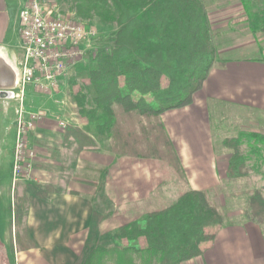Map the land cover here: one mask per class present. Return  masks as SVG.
Masks as SVG:
<instances>
[{"label": "crops", "instance_id": "crops-1", "mask_svg": "<svg viewBox=\"0 0 264 264\" xmlns=\"http://www.w3.org/2000/svg\"><path fill=\"white\" fill-rule=\"evenodd\" d=\"M20 6L21 0H0V249L6 263L75 264L89 241H99L119 225L170 205L186 190L219 186L230 154L215 152L212 107L224 102L264 111V61L243 58L214 64L189 104L158 114L180 160L183 179L163 162L149 164L101 146L82 149L72 158H65L64 152L59 156L56 145L65 132L47 106L27 136L28 147L36 154L31 167L14 177L16 118L13 105L5 101L12 97L15 84L6 90L3 86L11 78L16 82L21 67ZM57 91L45 94L27 86L23 106L41 110L37 107L41 101L45 97L46 102L54 101ZM35 97L40 98L37 105L32 103ZM57 165L65 168V175L56 173ZM98 171L104 173L103 194L111 213L95 225L98 181L83 176L100 177ZM41 184L51 190L38 195L28 188ZM179 264H264L263 229L251 220L224 225L201 254Z\"/></svg>", "mask_w": 264, "mask_h": 264}, {"label": "trees", "instance_id": "trees-1", "mask_svg": "<svg viewBox=\"0 0 264 264\" xmlns=\"http://www.w3.org/2000/svg\"><path fill=\"white\" fill-rule=\"evenodd\" d=\"M63 1L78 17L97 18L116 26L112 43L77 63L68 78L69 96L81 122L79 126L67 127V143L74 144L78 152L96 149V140H112L108 149L120 153L113 139L129 128L126 129L120 115L130 116L135 111L142 116L154 115V125L140 127L142 131L145 129V141L152 142L156 148L163 141L165 149H159L164 154L162 159L183 177L180 160L157 116L164 110L189 104L214 64L224 65L234 60L216 46L221 28L213 26L209 1ZM239 2L245 17L244 27L252 35L264 33V0ZM157 130L161 141L156 143ZM244 144L246 147L242 149ZM222 145L230 151L227 179L246 177L252 159L250 172L255 170L264 178L260 168L264 164V135L239 132L224 138ZM98 173L100 177L83 176L89 182L98 181L92 215L95 225L106 216L102 212L106 201L104 173ZM28 188L38 195L51 190L49 185ZM243 215L244 220L264 224L262 189L256 188L248 196ZM20 217L17 215V223ZM231 223L235 222L216 202L213 189L186 190L170 205L119 225L99 241H89L75 264H179L201 254L216 232Z\"/></svg>", "mask_w": 264, "mask_h": 264}, {"label": "rangeland", "instance_id": "rangeland-1", "mask_svg": "<svg viewBox=\"0 0 264 264\" xmlns=\"http://www.w3.org/2000/svg\"><path fill=\"white\" fill-rule=\"evenodd\" d=\"M55 1L57 3L58 12L62 17L69 19L70 21L76 20L80 24H82L84 30H86V42H82H84L86 46L78 44V47H74L73 49L71 48V52L74 51L73 53H71L73 54V57L72 59L68 58L67 69L65 70L66 73L64 74L65 76L59 81L56 88L52 91L54 93L55 91L59 90V92L57 91L58 93L53 97L54 101L49 98L48 100L51 101L46 102L45 97L43 99L44 102L41 101V103L39 104L40 98L35 97V101H32V103L34 105H37L38 103L39 105L37 107H40L38 109L41 110L45 109L46 106L49 107V112L47 113L56 116L54 117V120L57 121L58 124L61 121L64 122L63 126L60 124L59 126L63 130V132H65V130L68 129V126H79L81 122L74 101L69 96L68 78L72 76L73 68L75 65H77V63L84 62L87 58L90 57V55L95 54L99 48L108 46L112 43L114 33L116 31V26L113 23L100 22L97 18L85 19L78 17L74 12L68 10L67 2L63 0ZM207 1H209L210 18L213 26H218V28H221V36L220 38L215 40L216 46L219 48V50H221V52H223L226 57H230L234 60L246 58L250 60L256 59L259 61H264V33L252 35L247 30V28L244 27L243 23L245 17L243 15V10L239 0ZM60 83H62L61 86ZM15 88L12 90L13 96L5 102H9V104L13 105L14 115L16 118L18 101L15 94L17 90ZM24 109V116L26 118L29 109L26 106L24 107ZM42 111L46 112V110ZM135 112H133L130 116H125L123 114L120 115L123 123L126 126V129L128 127L129 128L127 130H122L121 133L115 136L113 139L121 149L120 153L118 154L127 157H133L139 160L142 159L143 162H149V164H157L159 162H163L165 165H167V168L170 171L172 170L177 174L171 164L162 159L164 158V154L163 152L161 153L159 149L162 148V150H164L165 143L161 141L159 135L160 132L157 130L158 138L155 142L157 143L161 141L162 145L161 147L158 146V148H156V145H154V147L151 145L152 142L145 141V129L144 131H142V129L140 128L144 125H154L156 123L155 116L146 114L142 116L138 114L137 111ZM140 121H143L144 124ZM154 128H156V126ZM211 129L215 152L229 153L230 151L228 149H225V147L222 145V140L224 138L236 136L239 134V132H256L264 135V111H255L248 109L247 107H241L235 104H228L224 102L214 104L211 112ZM154 133H156V129L154 130ZM27 136L28 134L26 135L25 139V150L31 151V148L28 147L29 143L27 140ZM59 136H62V143L56 145V149L60 151L59 156L63 155L64 152V155H66L65 158H72L74 154L77 153L76 149L74 148V144L69 145V143H67V140L65 139V133ZM162 139H164V137ZM96 142L98 146H101L105 149H108L110 142L111 144L113 143L112 140H110L109 142L104 139H102L101 141L96 140ZM245 147L246 145L244 144L241 148L245 149ZM32 152L33 157H35V150L32 149ZM136 154H140L142 156H137ZM135 155L136 157H134ZM143 155L146 157H144ZM252 160L248 162V168H250V170L246 177L236 180L227 179L224 175V178L221 180L219 186L211 188L213 189L216 202L225 210L230 218H232L233 222H240L244 220L243 210L246 206L247 198L251 194V192L256 188H260L264 191V178H262L260 173L257 174L255 170H252V172H250L253 168L251 166L253 162ZM53 166L54 165L49 164V169H53ZM55 167H57L55 169L56 173H61L63 175L66 174L64 167L61 166L60 168L58 167V165ZM260 168L261 171L264 172V164H261ZM177 176L182 179L184 178V176L180 177L178 174ZM40 186L45 185L41 184ZM102 209L101 210L103 214L106 215L104 219L108 218L111 213V210L108 208V204L104 202ZM261 227L264 232V224L261 225ZM1 251L2 249H0V264H9V262H5L4 257L1 255Z\"/></svg>", "mask_w": 264, "mask_h": 264}, {"label": "built area", "instance_id": "built-area-1", "mask_svg": "<svg viewBox=\"0 0 264 264\" xmlns=\"http://www.w3.org/2000/svg\"><path fill=\"white\" fill-rule=\"evenodd\" d=\"M18 15L22 59L15 82L18 106L12 168L14 177L31 167L33 152L32 149L25 150L26 135L45 116V112L37 110L29 111L25 118L23 99L26 87L32 86L51 94L65 76L68 58L73 57L71 48L78 47V44L86 46L82 42H86V30L82 24L62 17L55 0H21ZM59 124L63 126L64 122Z\"/></svg>", "mask_w": 264, "mask_h": 264}, {"label": "water", "instance_id": "water-1", "mask_svg": "<svg viewBox=\"0 0 264 264\" xmlns=\"http://www.w3.org/2000/svg\"><path fill=\"white\" fill-rule=\"evenodd\" d=\"M13 78L10 79V81L6 84H4L3 88L6 90V89H9V88H12V86H14L15 83H13ZM8 92V91H7Z\"/></svg>", "mask_w": 264, "mask_h": 264}, {"label": "flooded vegetation", "instance_id": "flooded-vegetation-1", "mask_svg": "<svg viewBox=\"0 0 264 264\" xmlns=\"http://www.w3.org/2000/svg\"><path fill=\"white\" fill-rule=\"evenodd\" d=\"M1 71H3V70H1Z\"/></svg>", "mask_w": 264, "mask_h": 264}]
</instances>
